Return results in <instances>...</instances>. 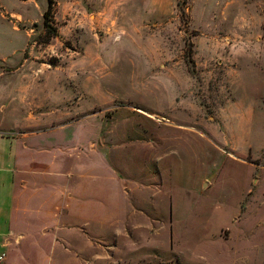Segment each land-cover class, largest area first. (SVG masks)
Returning a JSON list of instances; mask_svg holds the SVG:
<instances>
[{"label": "rangeland", "instance_id": "rangeland-1", "mask_svg": "<svg viewBox=\"0 0 264 264\" xmlns=\"http://www.w3.org/2000/svg\"><path fill=\"white\" fill-rule=\"evenodd\" d=\"M118 1H56L47 42L48 0H0L11 103L37 95L75 123L88 117L113 146L159 145L110 157L155 192L143 207L152 227L123 215L97 244L106 261L91 251L68 263L264 264V0Z\"/></svg>", "mask_w": 264, "mask_h": 264}, {"label": "crops", "instance_id": "crops-1", "mask_svg": "<svg viewBox=\"0 0 264 264\" xmlns=\"http://www.w3.org/2000/svg\"><path fill=\"white\" fill-rule=\"evenodd\" d=\"M91 1L103 6L118 0ZM139 1L118 2L132 6ZM146 3L165 7L169 0ZM27 100L22 98L19 103L24 108L20 109L0 86L2 264L85 262L91 251L90 260L106 261L107 248L102 255V248L96 247L107 246V231L121 228L124 216L131 221L140 218L145 223L143 228L150 229L143 207L151 206L156 197L147 185L135 184L128 171L115 168L116 163L112 166L110 157L119 148L155 152L159 148L154 142L157 138L131 144L137 137L127 146H113L108 143L106 130L90 126L88 117L75 123L70 109L43 105L37 95ZM149 130L160 139L167 138L160 127L152 125ZM109 186L111 190L117 186L119 191L112 193ZM134 188L140 192L134 193Z\"/></svg>", "mask_w": 264, "mask_h": 264}, {"label": "trees", "instance_id": "trees-1", "mask_svg": "<svg viewBox=\"0 0 264 264\" xmlns=\"http://www.w3.org/2000/svg\"><path fill=\"white\" fill-rule=\"evenodd\" d=\"M55 7H56V1L55 0H48V8L46 12L43 15L44 18V27L46 31V36L48 38L47 42L50 41L52 38L58 36V29L55 25Z\"/></svg>", "mask_w": 264, "mask_h": 264}, {"label": "built area", "instance_id": "built-area-1", "mask_svg": "<svg viewBox=\"0 0 264 264\" xmlns=\"http://www.w3.org/2000/svg\"><path fill=\"white\" fill-rule=\"evenodd\" d=\"M4 258H5V255L4 254L0 256V264L3 263Z\"/></svg>", "mask_w": 264, "mask_h": 264}]
</instances>
